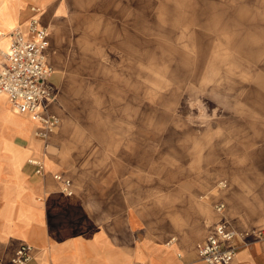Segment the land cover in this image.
Wrapping results in <instances>:
<instances>
[{
    "label": "rangeland",
    "instance_id": "obj_1",
    "mask_svg": "<svg viewBox=\"0 0 264 264\" xmlns=\"http://www.w3.org/2000/svg\"><path fill=\"white\" fill-rule=\"evenodd\" d=\"M150 1L87 0L77 26L48 28L76 173L169 241L205 237L207 193L235 225L264 227V0Z\"/></svg>",
    "mask_w": 264,
    "mask_h": 264
},
{
    "label": "crops",
    "instance_id": "obj_2",
    "mask_svg": "<svg viewBox=\"0 0 264 264\" xmlns=\"http://www.w3.org/2000/svg\"><path fill=\"white\" fill-rule=\"evenodd\" d=\"M115 1L121 2L126 11H136L137 2L151 3ZM86 4L87 0H0L1 49L8 45L6 33L24 23L32 15V7L39 8L38 19L47 29L45 57L52 67L50 83L55 92L47 110L58 118L55 108L60 87L52 80L54 68L49 62L58 39L55 30L77 26L74 21ZM48 28L55 30L49 33ZM39 127V123L15 111L7 96L0 94V258L4 262L19 245L27 244L31 247L27 264H204L197 258L195 245L205 239L221 217L237 230L255 229L235 225L224 200L207 193L204 198L212 207L223 203L224 209L219 214L213 207L215 218L205 237L199 241L191 237L169 241L167 232L153 226L147 214L123 207L118 192H105L103 181L95 176L88 181L79 177L76 172L84 165L73 160L67 133L60 124L49 134L46 148L34 135ZM263 139L259 136L254 144ZM30 158L43 162L41 174L35 173V166L28 163ZM262 164L264 158L253 165ZM54 173L70 179L72 193L60 192ZM219 181L225 182L214 179L212 190L217 189ZM260 250L258 244L240 249L228 264H264Z\"/></svg>",
    "mask_w": 264,
    "mask_h": 264
},
{
    "label": "built area",
    "instance_id": "obj_3",
    "mask_svg": "<svg viewBox=\"0 0 264 264\" xmlns=\"http://www.w3.org/2000/svg\"><path fill=\"white\" fill-rule=\"evenodd\" d=\"M32 15L6 33L8 45L0 48V94H5L10 106L20 114L27 115L40 127L34 135L47 147V139L59 125V118L47 110L55 99L54 88L50 83L52 67L45 57L48 46L47 29L38 19L39 8H31ZM35 166V173L41 174L44 164L39 159H28ZM59 183L62 194L71 193L70 179L59 173L53 174ZM219 181L217 186H224ZM215 211L222 214L223 203L213 205ZM260 245L259 252L264 259V227L258 229L237 230L224 217L213 226L210 233L195 245V253L204 264H228L236 253L243 248ZM180 256V253H176ZM31 259V247L19 245L7 262L0 258V264H27Z\"/></svg>",
    "mask_w": 264,
    "mask_h": 264
}]
</instances>
